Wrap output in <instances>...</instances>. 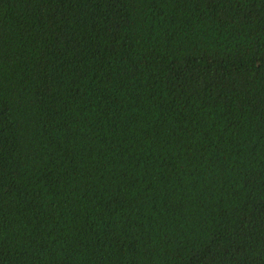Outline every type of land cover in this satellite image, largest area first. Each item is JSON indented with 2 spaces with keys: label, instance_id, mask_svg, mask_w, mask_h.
Returning <instances> with one entry per match:
<instances>
[{
  "label": "trees",
  "instance_id": "trees-1",
  "mask_svg": "<svg viewBox=\"0 0 264 264\" xmlns=\"http://www.w3.org/2000/svg\"><path fill=\"white\" fill-rule=\"evenodd\" d=\"M0 264H264V0H0Z\"/></svg>",
  "mask_w": 264,
  "mask_h": 264
}]
</instances>
